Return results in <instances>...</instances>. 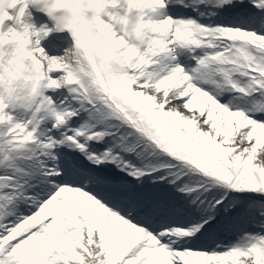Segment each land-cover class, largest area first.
Returning <instances> with one entry per match:
<instances>
[{"label":"snow or ice","instance_id":"1","mask_svg":"<svg viewBox=\"0 0 264 264\" xmlns=\"http://www.w3.org/2000/svg\"><path fill=\"white\" fill-rule=\"evenodd\" d=\"M0 264H264V0H0Z\"/></svg>","mask_w":264,"mask_h":264}]
</instances>
